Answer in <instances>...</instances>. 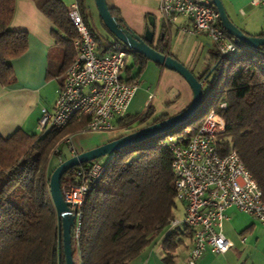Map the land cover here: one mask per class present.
Listing matches in <instances>:
<instances>
[{
	"label": "trees",
	"instance_id": "trees-1",
	"mask_svg": "<svg viewBox=\"0 0 264 264\" xmlns=\"http://www.w3.org/2000/svg\"><path fill=\"white\" fill-rule=\"evenodd\" d=\"M17 1L0 0V83L5 87L15 80L14 62L27 53L30 44L29 32L12 29ZM32 1L54 27L52 38L61 62L58 74L50 70L47 79L59 78L61 87L65 72L77 58L74 42L79 33L69 17L70 5L64 0ZM79 3L98 54L127 52L133 59L129 71L137 68L139 78L150 60L122 44L102 21L115 39L105 47L101 43L105 38L100 39L90 24L84 0ZM110 11L132 31L118 13ZM257 36L264 38V32ZM208 64L199 77L204 82L203 105L193 119L166 135L124 148L105 163L104 175L90 189L82 208L79 239L73 230V255L79 254L82 264H129L159 238L165 263L175 261L176 251L193 238V232L185 225L169 228L172 221L183 220L186 214L183 219L177 216L178 204H184L175 188L173 144L188 145L211 111L219 112L226 123L217 139L221 154L237 152L264 194V47L238 45V53L227 58L217 48ZM222 103L227 109L221 108ZM153 115L154 109L142 116L127 115L118 119L117 125L131 134L170 118L165 115L149 124ZM87 121H73L62 130L50 129L43 135L24 129L9 137L0 134V264H66L58 243L49 167L55 160L63 164L70 159L63 142L85 128ZM81 153L77 151V155ZM91 163L69 170L62 179V190L78 184L77 171Z\"/></svg>",
	"mask_w": 264,
	"mask_h": 264
},
{
	"label": "built area",
	"instance_id": "built-area-1",
	"mask_svg": "<svg viewBox=\"0 0 264 264\" xmlns=\"http://www.w3.org/2000/svg\"><path fill=\"white\" fill-rule=\"evenodd\" d=\"M253 4L264 12V0H254ZM159 10L164 31H170L171 24L183 17L191 22L189 31L206 35L223 57H233L238 53V44L222 27L220 13L213 0H161ZM69 17L79 33L74 42L77 58L64 74L54 109H42L39 134L43 135L50 129L62 130L73 121L87 118L85 128L63 142L69 147L67 152L72 158L77 156L73 143L77 135L129 131L120 128L117 120L129 115V107L140 83H128L124 76L130 58L127 52L98 54L79 0L71 4ZM157 50L162 52L164 47ZM154 97L152 93L150 100ZM221 108L227 109V104L222 103ZM225 127L221 114L211 111L188 145L173 144L175 188L186 214L183 220L172 221L169 228L185 225L192 230L194 244L190 264H196L207 253L226 255L235 248L234 242L224 232L229 209L236 208L264 227V194L258 183L237 152L226 155L220 152L217 139ZM59 151L55 150L56 153ZM105 171L106 164L95 160L77 171L78 184L67 185L62 190L64 200L75 216L77 239L80 238L82 208L87 195ZM241 242L246 244L247 238Z\"/></svg>",
	"mask_w": 264,
	"mask_h": 264
},
{
	"label": "crops",
	"instance_id": "crops-1",
	"mask_svg": "<svg viewBox=\"0 0 264 264\" xmlns=\"http://www.w3.org/2000/svg\"><path fill=\"white\" fill-rule=\"evenodd\" d=\"M75 1L71 0L70 6ZM106 1L109 8L118 13L124 23L142 38L145 37L147 29L150 28L151 19L154 20L156 36L153 47L155 49L164 47L163 52L165 55L174 57L191 70L193 74L197 69L194 66L199 64L201 60L208 64L212 51L217 49L206 35L191 33L189 30L192 25L186 18H179L176 23L171 24L170 31H164L159 10L161 0ZM253 1L235 0L236 4L234 3L235 8L233 7V9L237 14V18L241 21V26L245 24V28L238 26L227 8H225L235 25L247 35L257 36L259 34H253L250 24L255 16L258 20L260 19V22L264 21V12L261 7L254 5ZM84 5L90 24L94 20L93 25L96 30L91 25L92 28L96 32H100L105 38L102 37L105 41L104 46L108 47L110 43H114V37L110 36L102 23L99 10L98 15L94 11L97 8L96 1L84 0ZM53 28L51 21L38 9L35 2L32 0L17 1V11L12 29L29 32L30 44L27 53L14 62L16 78L13 83L8 87L0 83V134L4 137L11 136L19 129H24L30 134L37 131L34 134H39V120L42 109L46 107L52 111L55 107L57 100L46 106L42 98L44 90L48 87V82L59 79L57 77L51 80L47 79L50 70L54 74H58L61 62L59 53L55 52V41L52 38ZM263 32L264 29L261 33ZM132 65L133 59L130 56L124 76L126 79H137L140 83L136 97L129 107L128 114L130 116H142L150 109H154L150 124L155 119L165 115L175 116L192 103L193 90L179 73L150 61L143 74L137 78L139 73L137 68L129 71ZM196 77L199 78L200 76L196 75ZM175 88L181 91L180 96L173 91ZM152 93L155 97L150 100ZM123 133H125L123 135L128 134L125 131ZM239 214L245 215L236 208L229 209L227 212L228 219L224 225V232L227 238L234 242L235 248L226 255L207 253L196 264H255V262L245 263L244 260L255 258V248L258 246L260 239L259 234L264 227L259 225L252 217V220L248 218L250 220L248 223ZM244 237L247 238L246 244L241 242ZM193 244L194 240L192 238L185 249L179 248L175 253V261L170 264H190ZM160 246L161 248H159ZM164 258L165 251L162 239L159 238L154 246L146 249L142 255L129 264H167Z\"/></svg>",
	"mask_w": 264,
	"mask_h": 264
},
{
	"label": "water",
	"instance_id": "water-1",
	"mask_svg": "<svg viewBox=\"0 0 264 264\" xmlns=\"http://www.w3.org/2000/svg\"><path fill=\"white\" fill-rule=\"evenodd\" d=\"M100 17L108 30L122 44L138 54L144 55L150 61L166 67L169 70L179 73L190 85L193 90L192 103L181 113L157 124L145 127L139 131L125 135L117 140L111 141L106 145L93 150L83 152L72 157L61 164L51 176V195L58 217V243L64 249L66 264H75L72 246L73 230L75 226V216L71 214L69 205L65 202L62 191V179L64 175L75 167L99 160L104 156H112L126 147L140 143L147 139L166 135L175 129L187 124L199 112L204 101V82L200 81L191 70L177 61L170 55H165L153 47L156 36V24L151 19L150 28L147 29L145 37L142 38L136 33L123 27L118 19L110 11L106 0H95ZM213 3L220 13L222 27L227 34L235 39L236 44L247 48L256 49L264 47V38L247 35L228 16L222 0H213ZM215 69V68H214ZM214 69L208 74V79Z\"/></svg>",
	"mask_w": 264,
	"mask_h": 264
},
{
	"label": "rangeland",
	"instance_id": "rangeland-1",
	"mask_svg": "<svg viewBox=\"0 0 264 264\" xmlns=\"http://www.w3.org/2000/svg\"><path fill=\"white\" fill-rule=\"evenodd\" d=\"M64 1L67 3V5H70L71 0H64ZM223 3L225 5V7L227 8V10L229 11L230 15L233 17L235 23L238 26H240L241 28H245V24L243 26H241V24H240L241 21H240L239 18H237V14H236V12L233 9L235 0H223ZM94 11L97 12V15H98V9L96 8V10L94 9ZM247 20H249V19H247ZM93 21H92L91 25L95 29V27L93 25ZM247 22H250V21H247ZM250 28H252V30H253L252 32H254L253 33L254 35L260 34L263 31V29H264V21L260 22V19L258 20V18L255 16L253 21L250 24ZM96 34L99 36L100 39H102L103 35L100 32L99 33L96 32ZM101 43H104L103 40L101 41ZM242 54H244V53L242 52ZM194 68H197L195 70V74L197 76H201L202 74H204L205 71L208 70L209 66H208V64H206L204 61L201 60L199 64H196L194 66ZM188 85H189V83H188ZM59 87H60L59 79H56V80L48 82V87L46 88V90H44V92L42 94L44 105L48 106V105H50L51 103H54L57 100V98H58V93L57 92L59 90ZM206 89H207V87H206ZM173 91L177 92V95L180 96V94H181L180 90L175 88ZM34 132H37V131H34ZM34 132L32 134H34ZM123 134H125V133L122 132L121 134H118V133H107V134L77 135L73 139L74 140V147L79 152H82V151L86 152V151L98 148L100 146L106 145L109 142H111L112 140L120 138ZM63 147L65 148V150H68V148H69L67 145H65ZM88 148H90V149L88 150ZM111 157L112 156H104V157H102L99 160H101L103 163H107V162H109ZM60 164L61 163H60L59 160H57V161L55 160V163L54 164L52 163L51 166L49 167V174L51 175L60 166ZM184 214H185V206H183L181 204H178L177 216L179 218L183 219L184 218ZM239 215L241 217H243V219H245L248 223L250 222L249 219H251V217H249L247 215H241V214H239ZM261 231H260V234H259V238L260 239L262 238V239L261 240L259 239L258 246L255 248L256 249L255 250L256 251L255 252V258H247V259L244 260L245 263L255 262V264H264V229L261 230ZM158 240L159 239H157V241ZM188 245H189V241L181 248L185 249ZM152 246H154V245H152ZM159 248H161V246ZM74 263L75 264H82L81 259L79 257V254H76V256L74 257Z\"/></svg>",
	"mask_w": 264,
	"mask_h": 264
}]
</instances>
